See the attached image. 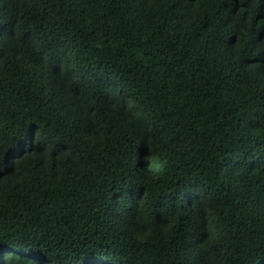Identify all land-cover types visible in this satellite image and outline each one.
<instances>
[{
	"label": "trees",
	"instance_id": "1",
	"mask_svg": "<svg viewBox=\"0 0 264 264\" xmlns=\"http://www.w3.org/2000/svg\"><path fill=\"white\" fill-rule=\"evenodd\" d=\"M0 264H264V0H0Z\"/></svg>",
	"mask_w": 264,
	"mask_h": 264
}]
</instances>
